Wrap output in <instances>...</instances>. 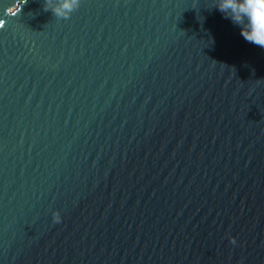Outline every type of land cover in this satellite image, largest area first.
Instances as JSON below:
<instances>
[{
	"label": "water",
	"instance_id": "water-1",
	"mask_svg": "<svg viewBox=\"0 0 264 264\" xmlns=\"http://www.w3.org/2000/svg\"><path fill=\"white\" fill-rule=\"evenodd\" d=\"M211 7L0 0V264H264V49Z\"/></svg>",
	"mask_w": 264,
	"mask_h": 264
},
{
	"label": "clouds",
	"instance_id": "clouds-1",
	"mask_svg": "<svg viewBox=\"0 0 264 264\" xmlns=\"http://www.w3.org/2000/svg\"><path fill=\"white\" fill-rule=\"evenodd\" d=\"M80 3L81 0H42V7L56 19H68ZM212 8L237 27L246 42L264 49V0H212ZM52 217L54 222H61L58 211H53Z\"/></svg>",
	"mask_w": 264,
	"mask_h": 264
}]
</instances>
